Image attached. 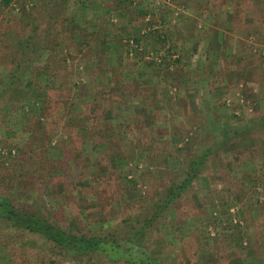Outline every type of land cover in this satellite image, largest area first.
<instances>
[{"label": "rangeland", "instance_id": "374dc122", "mask_svg": "<svg viewBox=\"0 0 264 264\" xmlns=\"http://www.w3.org/2000/svg\"><path fill=\"white\" fill-rule=\"evenodd\" d=\"M134 1L145 12L148 27L152 24L154 29L164 17V29L173 33L166 34L165 44L151 34L130 50V42L121 37L119 43H111L110 50H106L105 44L96 42L100 37L97 35L79 52L77 33L73 40H66L62 48L53 51L61 31H68L70 21L66 19L70 15L91 16L79 4L74 7L72 0L66 3L65 20L54 18L49 28V11L37 21L30 55L41 56L33 63V71L23 76V87L9 92L0 102V191L11 195L16 205L14 214L21 203H42L48 211L64 212L69 224L79 220L92 228L98 224H93L96 220L117 214L125 192L116 181L106 182L112 171L104 170L105 160L95 165L87 159L90 156L86 151L84 156L75 152V161L68 156L72 141L82 135L77 129L88 109L83 106L86 114L74 116L67 113L70 105L64 101L65 114L62 119L55 116L58 104L49 101L60 93L55 75L37 71L38 76L32 79L36 68L49 69L45 56L52 52L72 55L66 65V79L70 82L62 88L64 93L76 91L81 85L86 89L113 87L114 91L107 90L92 123L99 126L100 133L110 126L105 134H113L111 154L121 155L128 162L129 177L135 178L141 196L133 200L132 213L145 199L153 198L169 185L180 168L170 153L175 155L177 147L199 132L201 120L210 131L217 132L220 128L216 119L220 118L227 132L232 133L264 116L263 0ZM31 3L32 0H11L5 6L0 0V83L10 67L5 55L23 51L22 34L33 33V16L42 11L39 5L31 11ZM22 4L28 8L25 14L20 9ZM111 23L106 22L109 31ZM90 26L87 25L88 32ZM148 49L169 55H164L167 58L160 65L148 64L150 60L159 63L162 56L151 55ZM89 55V60L81 59ZM100 55L110 58L97 67ZM73 83L83 84L76 88ZM90 100L87 98L86 103ZM47 117L61 124L45 125ZM15 122L19 124L14 126ZM260 125L264 127V121ZM255 135L237 136L222 151L211 154L208 168L195 181L191 193L170 211L161 230L164 245L181 254L186 264L195 258L199 264H259L256 257H250L254 246L244 251L243 259L237 246L240 241L246 242V228L242 227L245 220L251 221L253 233L258 232L257 237H252L253 244H264V129H258ZM254 137L260 139L258 146ZM259 146L262 150L255 152ZM64 171L69 176L59 174ZM50 172L58 174L45 185ZM63 182H72L74 191L64 195ZM235 222L242 226L238 228ZM214 245L217 249L211 248ZM226 245L228 248H224ZM217 256L223 258L219 260ZM0 264L74 263L39 236L14 232L6 225L0 226Z\"/></svg>", "mask_w": 264, "mask_h": 264}, {"label": "trees", "instance_id": "16d2710c", "mask_svg": "<svg viewBox=\"0 0 264 264\" xmlns=\"http://www.w3.org/2000/svg\"><path fill=\"white\" fill-rule=\"evenodd\" d=\"M10 2L11 0H3L5 6ZM67 2L68 0H32L29 9L31 8V11H33L38 8L35 6L39 5L42 11L41 13H35L33 16L34 20L32 25H30V29L33 33L28 32L22 34L24 40L23 51L19 54L10 51L12 55H5L9 60L8 65L10 67L8 70H5L2 76L0 83V102L5 99V96H7L9 92L21 88L24 84L23 76L28 73V71H33V63L41 56L36 54L30 55L32 46L34 45V33L37 29L39 20H42L49 11H51V14L48 13V15H46L49 28L52 26L51 24L54 18L60 17L61 20H65ZM120 4L121 7L123 6L122 16L116 24H113L112 28L116 41L115 43H119L121 38L119 36L120 33L116 31L119 25L121 26L124 24L126 20L129 21V18L142 21V17H137V8L139 6L137 1L120 0ZM25 6V4H22L20 7L21 12L24 14L28 11V8ZM79 6L80 9L83 10L82 5L80 4ZM127 6H129V8ZM109 9L111 8L109 7ZM110 11L111 10L107 8V14H109ZM163 19L164 17L158 22L159 27H157L158 24L154 25V27L156 26L154 29H152V24H150L147 32H145L146 34L144 33V37H149L151 34H154L156 40H158L161 45L165 44L168 40L166 39V34L169 35L173 33H171L169 29H164V23H162ZM67 20L70 21L66 29L68 31H61L62 35H60L54 43L53 51H55V48H62L66 40H73V37L78 33L79 52H81L84 46L90 45L89 40L93 39V35L91 34L90 36V30L89 32L87 31V25L88 27L90 26L92 19L84 18V15L81 16V14H79L70 15L66 21ZM109 20L110 15L104 19V22H108ZM115 26H117V28H115ZM142 35L143 34H139L138 36L134 35V43H140ZM94 36L96 37L97 35L95 34ZM105 46L106 50H109L112 45L107 44ZM167 51L170 52V48L167 49ZM164 55H169V53L163 54L159 63L150 60L148 64L154 65L155 63L156 65H160L164 63L167 58V56ZM90 56L91 55L82 57L81 59L89 60ZM68 58H72V55H54V52H52L51 55H46L45 60L50 64L49 69L41 68L37 70L36 68V72L33 73L32 79L38 76L39 72L37 71L41 73H53V75H55L54 80L55 83L58 84L57 86L60 93L57 97H53L49 101L58 104V109H56L57 111L55 112V116L58 119H62V116L65 114L62 112L64 111V106L62 105L64 101L70 105V110L67 111L68 114L72 113L74 116H82L86 114L83 106L88 109V115L85 116L83 124L77 129L80 135L82 134L80 136L82 140L80 137L79 139L73 140L72 142L74 144L72 143V145H70L67 154L75 161L76 157L72 156L75 152H78V156H84L83 154L86 151V154L90 156L87 157V159L90 160L89 162L98 166L105 160L107 164L104 165V170L107 169L112 171L110 177L107 175L106 178H108V180L106 182L110 180L113 182L116 181L123 186L125 190L124 196L120 197V210H118L117 214L113 217H108L103 221H101L102 219L96 220L93 224H98L89 228V225L84 226L79 220L77 224L74 223L75 225H72V223L69 224L68 216H65L64 212H60V209L54 213L48 211L42 203H21L18 205L19 212L14 214L13 212L16 205L13 203L14 200L11 198V195L8 191H0V226L7 225L9 228H12L14 232H27L29 235L39 236L43 240L49 242L56 252L62 254L64 258L72 261L74 264H186L185 261H181V254L175 251L174 248L170 249L164 245L166 240L163 239L161 230L169 220L170 211L175 210V206L184 198L185 194L191 193L189 190L193 187L195 181L200 178L201 174L208 168L210 155L222 151L230 143L236 141L237 136L245 133H251L253 136H256L255 131L264 129L263 125H260V123L264 121V116H262V118H260L261 120L258 122L246 123L241 128L235 129L232 133L227 132L226 123L222 122L220 118L216 119L217 125L220 128L217 132L210 131L207 127V123L201 120L202 123L200 122L199 132L189 137V139H186V141L182 143V146L177 147L175 155L170 153L175 160L179 161L180 168H178L175 175L171 177L169 185H167L164 190L159 191L153 198L145 199L144 203L132 213L131 210L134 205L133 200L137 197L140 199L141 196L139 197L140 192L136 186L135 178L129 177L131 170L128 168V162H126L121 155L116 153L111 154V151H114L112 146L113 134H105V132L110 130V126L101 130L102 132L104 131V133H100L99 126L92 123L104 102V97L108 92L107 90L112 91L113 87L110 89H105L103 87L101 89L100 87L86 89L83 85L78 87L79 84L83 83H73L76 88L78 87V90L67 94L64 93L62 88L69 86L68 83L70 82L66 79ZM109 58V55L98 56V62L95 66L99 67L101 64H106ZM175 61H177V59H175ZM85 68L87 70L86 66ZM87 98H91L89 103H86ZM7 104H9V102H7ZM49 104L51 103L49 102ZM41 116L43 117V114ZM56 120V118L47 117L46 120H44V124L59 126L61 123ZM30 121L33 120L30 119ZM18 124L19 122H15L14 126ZM180 135H183V133H180ZM254 138V144L258 146L260 139L257 137ZM78 142L80 144H78ZM82 142L85 143V148ZM255 148V152L262 150L261 146ZM101 150L103 152H101ZM93 152H96V154H93ZM66 172L67 171H64V173L60 172L59 174L64 177L69 176ZM54 174L58 173H49L50 177L48 176L45 180V185L51 184L52 175ZM99 177L101 178V176L97 178ZM71 183L72 182H63L64 195L67 192L71 193L74 191L75 187H71ZM126 191L129 193L127 194ZM234 225L238 228L242 226L239 222H235ZM244 225L245 226L242 227L246 228L245 232L243 231L247 234V236H245L246 242L243 243L240 241L237 244L240 248V254L243 252L241 255L242 258H240L243 259L244 256H246L244 254L245 250L248 248L252 250L251 247L254 246L255 250L250 252V257H256L259 264H264V253H261V248L264 247V244L257 243L254 245L252 241V237H257L256 233L258 232L255 231V233H253L250 230L252 226L251 221L245 220ZM215 246L216 245L211 248L214 249ZM224 248H228V246L226 245ZM215 249H217V247H215ZM8 252H10V250ZM221 258H223V256H217V259L220 260ZM187 264L199 263L197 258H195L188 259ZM227 264L234 263L229 262Z\"/></svg>", "mask_w": 264, "mask_h": 264}, {"label": "crops", "instance_id": "0c3cea01", "mask_svg": "<svg viewBox=\"0 0 264 264\" xmlns=\"http://www.w3.org/2000/svg\"><path fill=\"white\" fill-rule=\"evenodd\" d=\"M71 1V0H70ZM72 3L75 7V5L77 4H81L83 9H85L86 11H88L90 13V19H92L91 22V30H90V36L91 34L94 36L99 35V39L98 43H102V44H111V43H115V39H114V33L112 31H109L110 26L107 27L106 22H104V20L102 18H100V13H102L101 15L107 17L108 15H110V21L108 22H114L111 23L112 24V28H113V24H116L120 17L122 16V10H123V6L121 7L120 4V0H72ZM109 7L111 9H109ZM129 8V6H127ZM107 8L108 10H111L109 12V14H107ZM143 12L140 15V12ZM145 12L143 11V9L141 7H138L137 9V14H138V18L142 17V21L141 20H136L135 18L131 19L129 21H125L124 24H122L121 26H118V29H116L117 32H119V36L120 37H124V40L127 42L129 41V45H130V50L131 47H134L133 45L137 46L139 43H134L133 40V36L134 35H139V34H143L141 40L143 41V39L145 38L144 35L146 34L145 32H147L148 30V25L146 24V16L143 15ZM105 14V15H104ZM94 15V16H93ZM114 17V18H111ZM109 25V24H108ZM111 28V29H112ZM115 28H117V26H115ZM145 33V34H144ZM132 36V37H131ZM132 38V39H131ZM131 39V40H130ZM101 40H105V41H101ZM140 40V42L142 43V41ZM146 40V39H145ZM154 40V39H153ZM147 43V41H145ZM110 50V49H109ZM156 50V49H154ZM154 50H150L148 49L147 51L153 55L154 53H158V55H162L161 51H154ZM154 51V52H153ZM157 55V54H156Z\"/></svg>", "mask_w": 264, "mask_h": 264}]
</instances>
